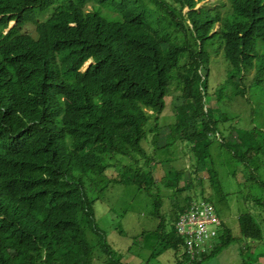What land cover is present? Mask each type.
I'll return each mask as SVG.
<instances>
[{
	"label": "trees",
	"instance_id": "1",
	"mask_svg": "<svg viewBox=\"0 0 264 264\" xmlns=\"http://www.w3.org/2000/svg\"><path fill=\"white\" fill-rule=\"evenodd\" d=\"M148 1L150 10L146 0H0V264H96V251L102 264H127L95 220L100 198L93 189L112 184L136 185L154 197L158 247L173 250L175 264H201L237 242L222 223L211 247L193 260L185 253L176 223L193 200L176 206L168 231L164 203L154 192L187 190L177 185L184 173L160 162L164 177L157 182L155 157L143 142L159 130L147 126L157 122L175 85V122L164 127V140L153 135L154 152L182 142L206 160L219 137L245 165L247 182L264 186L248 162L263 149L257 131L234 127L206 101L208 49L215 43L230 69L217 87L218 101L233 85L245 96L250 76L252 84L264 85V0H229L226 18L198 8L207 0ZM105 8L120 19H110ZM239 224L242 238L263 241L252 215Z\"/></svg>",
	"mask_w": 264,
	"mask_h": 264
},
{
	"label": "rangeland",
	"instance_id": "2",
	"mask_svg": "<svg viewBox=\"0 0 264 264\" xmlns=\"http://www.w3.org/2000/svg\"><path fill=\"white\" fill-rule=\"evenodd\" d=\"M146 1L150 10L152 5L148 0ZM167 1L173 4V0ZM204 7L208 10L220 11L223 18L231 14L229 0H207L198 6V8ZM187 11L188 9H185V12ZM104 13L112 20L120 19L118 11L111 8H105ZM14 25L15 22L11 24L10 30L14 28ZM220 26L217 24L216 31ZM261 44H263L261 52L264 54V43H259ZM208 50L211 56L212 76L210 94L206 100L207 106L217 108L218 114L226 113L230 118V124L234 127L257 131L263 149L259 158L254 157L256 160L253 162L248 160V162L253 169H257L259 179L264 183V85L252 84V76H250L245 83L247 90L245 96L236 94L237 86L233 85L224 90L218 101L217 87L228 78L230 69L217 43L210 46ZM89 65L90 63L87 67ZM178 93L179 90L173 85L170 95L168 94L166 98V106L157 122L151 120L147 126V129L153 130L156 124L159 130L149 132L148 140L143 142L148 154L155 157L154 175L157 182L164 177V168L161 167L160 162L165 161L184 173L179 178L178 187L183 188L188 185L187 190L181 193L165 187H161L160 190L157 187L154 189L164 203L160 214L166 220L167 230L171 229L172 211H176V206L185 205L186 197H190L193 202L207 199L213 203L217 215L231 230L237 242L223 249L216 257L205 259L201 264H264V239L262 242L247 241L240 235L239 227L241 216L252 215L259 222L264 233V186L258 182H247L245 165L235 161L229 152L219 145V137H214L215 143L211 147V156L206 160H197L191 145L182 142L154 152L153 135L157 133L160 139L164 140L166 133L164 127L175 122L172 99ZM118 159L122 163H129L127 158L118 157ZM116 164L121 166L118 162ZM117 167L109 169L110 178L116 174L119 168ZM93 192L100 198L95 204L96 225L105 235L113 251L119 256L123 255V262L175 264L174 251L161 250L158 247L159 221L154 217L155 199L149 191L138 189L136 185L112 184L102 192L94 189ZM88 238L93 246L100 243V240L91 232H88ZM246 245H248L247 253L243 250ZM95 254L96 264H102L103 257L97 251ZM257 255L260 256L259 260Z\"/></svg>",
	"mask_w": 264,
	"mask_h": 264
},
{
	"label": "built area",
	"instance_id": "3",
	"mask_svg": "<svg viewBox=\"0 0 264 264\" xmlns=\"http://www.w3.org/2000/svg\"><path fill=\"white\" fill-rule=\"evenodd\" d=\"M222 221L216 214L213 204L208 201L193 202L179 217L176 230L185 243V253L195 259L196 254L211 247L218 239Z\"/></svg>",
	"mask_w": 264,
	"mask_h": 264
}]
</instances>
